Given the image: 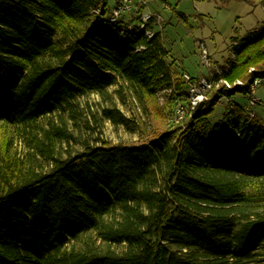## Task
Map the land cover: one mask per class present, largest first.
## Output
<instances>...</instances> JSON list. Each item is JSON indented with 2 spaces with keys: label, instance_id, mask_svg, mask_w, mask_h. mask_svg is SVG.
<instances>
[{
  "label": "trees",
  "instance_id": "16d2710c",
  "mask_svg": "<svg viewBox=\"0 0 264 264\" xmlns=\"http://www.w3.org/2000/svg\"><path fill=\"white\" fill-rule=\"evenodd\" d=\"M110 14L108 0H0V126L51 165L0 169V264H264V123L249 124L248 104L213 125L208 101L184 129L58 154L71 135L43 119L64 124L79 98L117 88L144 105L180 88L162 33ZM232 53L224 77L244 85L229 99L264 79V23Z\"/></svg>",
  "mask_w": 264,
  "mask_h": 264
},
{
  "label": "rangeland",
  "instance_id": "374dc122",
  "mask_svg": "<svg viewBox=\"0 0 264 264\" xmlns=\"http://www.w3.org/2000/svg\"><path fill=\"white\" fill-rule=\"evenodd\" d=\"M120 1L108 0L109 13ZM145 1L147 0H133L134 6ZM155 1L149 0L146 9L143 7L140 13L145 10V14H157L162 18L157 21L160 28L155 30L162 33L164 45L170 53L167 60L173 66L176 83H181L179 90L175 88L171 94L159 93L154 100H148L144 105H140L128 94H125L124 100L121 99L115 94L117 88H111L107 98L98 94L79 98L74 106L76 113H63L64 124L61 123L59 114L43 119L44 125L50 123L53 126L66 127L71 135L69 140H61L58 143L59 155L66 158L84 151L89 145L94 147L104 143L110 146L135 145L149 141L163 131L184 129L190 118L179 125L172 122L176 106L180 103V95L187 90L182 76L184 73L193 78L208 75V68L202 64L197 41L206 43L215 65H225L229 62L236 42L264 23V0H167L165 2L169 5L166 4L165 8L162 1L157 2L158 4ZM140 13L132 20L138 19ZM130 18L131 15L125 16L126 20ZM216 93V88L208 92V99L212 101ZM255 97L260 102L255 108V119L264 123V79ZM233 98L238 103L247 105L243 96L236 95ZM109 109L118 110L124 122L115 124L109 120L105 113ZM227 111V100L218 103L210 116L212 124L221 123ZM0 146L1 150L9 155H5L7 157L0 161L2 171L8 172L14 169L16 164H22L23 167L33 165L36 164L35 161H38L39 166H43L45 172L51 169V165L19 132L0 126ZM124 247L112 246L118 253H122Z\"/></svg>",
  "mask_w": 264,
  "mask_h": 264
},
{
  "label": "built area",
  "instance_id": "2783aa9c",
  "mask_svg": "<svg viewBox=\"0 0 264 264\" xmlns=\"http://www.w3.org/2000/svg\"><path fill=\"white\" fill-rule=\"evenodd\" d=\"M135 13L134 2L133 0H121L117 7L114 8L111 12V20L114 23H123V29H129L130 31L136 33L137 35L140 33H145L148 39H152L157 32L155 29L160 25L157 24L158 20L162 18L157 14H142L136 20H126V15H132ZM152 26L153 28H150ZM197 46L201 51V60L202 64L205 68H208V75L202 76L201 78H193L189 74L184 73L182 76L183 83L187 86V90L181 94V98L179 99L180 103L176 106V111L173 114L172 122L176 125L183 123L187 118H191L193 112L203 103L210 101L208 99V92L213 91L215 88L217 89L216 95L213 97V100H217L218 102H222L223 100H227V103L231 108H234L237 103L234 99H229L225 95L228 91H233L238 86H243V81H236L231 83L224 78L225 69L229 65V63L215 65L213 63L211 56L208 51V47L204 41L198 40ZM231 60L236 61L235 55L232 53L230 56ZM262 85V80L257 79L250 86L249 94L244 95L243 97L247 100V117L250 120L249 124L256 118L255 108L256 105L260 102L255 97L257 89ZM165 93H173L172 90L164 91L160 94ZM212 100V101H213ZM232 119V118H231ZM233 122V119H232ZM232 130L235 128L232 126ZM234 136L240 139V133L235 130Z\"/></svg>",
  "mask_w": 264,
  "mask_h": 264
},
{
  "label": "crops",
  "instance_id": "0c3cea01",
  "mask_svg": "<svg viewBox=\"0 0 264 264\" xmlns=\"http://www.w3.org/2000/svg\"><path fill=\"white\" fill-rule=\"evenodd\" d=\"M159 1H160V2L162 1V2H163V7H164V8H165L166 4L169 5L168 2H167V3L165 2V1H167V0H156L155 3L158 4ZM148 2H149V0H147V1L143 2V3H139V4L136 3L135 6H134L135 13H133V14L131 15V18L128 19V20L134 19V17H136L137 14L140 13V10L143 9V7H145V9H146V6L148 5ZM157 2H158V3H157ZM149 3H150V2H149ZM164 8H163V9H164ZM144 11H145V10H143L142 13H140L139 17H140L142 14H144Z\"/></svg>",
  "mask_w": 264,
  "mask_h": 264
}]
</instances>
